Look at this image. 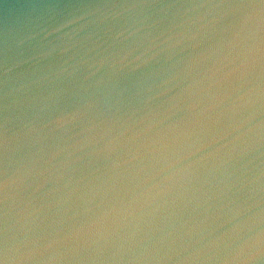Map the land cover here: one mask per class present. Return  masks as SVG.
I'll return each mask as SVG.
<instances>
[{
  "label": "water",
  "instance_id": "obj_1",
  "mask_svg": "<svg viewBox=\"0 0 264 264\" xmlns=\"http://www.w3.org/2000/svg\"><path fill=\"white\" fill-rule=\"evenodd\" d=\"M0 264H264V0H0Z\"/></svg>",
  "mask_w": 264,
  "mask_h": 264
}]
</instances>
